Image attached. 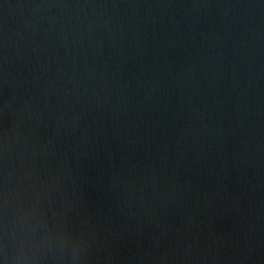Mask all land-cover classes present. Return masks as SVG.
Segmentation results:
<instances>
[{"label": "water", "instance_id": "95a60500", "mask_svg": "<svg viewBox=\"0 0 264 264\" xmlns=\"http://www.w3.org/2000/svg\"><path fill=\"white\" fill-rule=\"evenodd\" d=\"M0 264H264V0H0Z\"/></svg>", "mask_w": 264, "mask_h": 264}]
</instances>
